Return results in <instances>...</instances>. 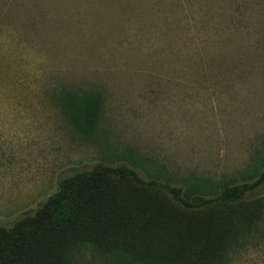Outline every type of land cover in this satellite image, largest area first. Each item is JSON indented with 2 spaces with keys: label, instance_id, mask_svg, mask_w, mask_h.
<instances>
[{
  "label": "rangeland",
  "instance_id": "obj_1",
  "mask_svg": "<svg viewBox=\"0 0 264 264\" xmlns=\"http://www.w3.org/2000/svg\"><path fill=\"white\" fill-rule=\"evenodd\" d=\"M61 90L100 96L94 139ZM263 154L264 0H0V226L98 163L242 183ZM261 236L232 264H264V223Z\"/></svg>",
  "mask_w": 264,
  "mask_h": 264
},
{
  "label": "trees",
  "instance_id": "obj_2",
  "mask_svg": "<svg viewBox=\"0 0 264 264\" xmlns=\"http://www.w3.org/2000/svg\"><path fill=\"white\" fill-rule=\"evenodd\" d=\"M55 101L82 139H94L100 96L61 90ZM242 183L144 180L128 166L95 164L60 178L31 213L0 226V264H232L259 241L264 154Z\"/></svg>",
  "mask_w": 264,
  "mask_h": 264
}]
</instances>
